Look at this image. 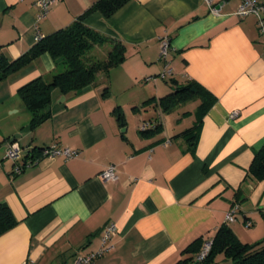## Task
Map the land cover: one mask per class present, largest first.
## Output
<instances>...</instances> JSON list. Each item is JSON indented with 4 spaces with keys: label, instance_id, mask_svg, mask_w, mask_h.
I'll return each instance as SVG.
<instances>
[{
    "label": "crops",
    "instance_id": "obj_1",
    "mask_svg": "<svg viewBox=\"0 0 264 264\" xmlns=\"http://www.w3.org/2000/svg\"><path fill=\"white\" fill-rule=\"evenodd\" d=\"M94 1L57 0L34 21L35 0H0V53L19 56ZM238 1L224 0L218 13L204 0H127L109 16L86 13L84 23L124 44V59L78 92L54 88L50 116L35 126L18 89L62 65L43 52L0 78V202L17 221L0 234V264H73L77 253L98 247L108 222L116 227L112 247L94 264H176L185 257L195 264L199 250L185 248L195 239L212 242L235 202L236 218L226 224L241 241L264 247V178L244 179L264 140V50L255 17L233 14ZM163 35L172 68L164 82L194 81L215 96L193 150L177 134L195 121L199 99L189 100L192 109L180 107L186 101L163 110L158 98L174 84L143 80L163 68ZM110 48V42L97 44L86 58L104 59ZM144 121L154 126L141 129ZM22 129L16 138L22 146L56 145L77 154L35 153L34 163L12 173L5 151ZM108 163L116 164L115 180L99 176ZM238 189L241 201H235ZM213 264L231 261L220 253Z\"/></svg>",
    "mask_w": 264,
    "mask_h": 264
},
{
    "label": "trees",
    "instance_id": "obj_2",
    "mask_svg": "<svg viewBox=\"0 0 264 264\" xmlns=\"http://www.w3.org/2000/svg\"><path fill=\"white\" fill-rule=\"evenodd\" d=\"M126 1L96 0L84 14L77 16L69 24L38 37L19 56L8 59L0 53V78H5L8 74L20 69L43 52L49 53L56 63L62 65V70L52 73L49 77L37 76L19 87V96L31 114V126L43 122L50 116V108L47 106L50 104L51 91L54 88L62 93L78 92L90 85L96 79L99 71L107 72L110 67L118 65L124 59V44L88 26L84 23L83 17L93 10H99L104 16H109ZM104 42L111 43V48L104 59L91 60L86 58L87 53L95 45ZM173 84L174 88L170 92L158 98L163 110H168L189 100L199 99L195 121L177 134L184 136L188 140L189 148L193 150L202 116L214 103L215 96L194 81L188 80L183 84H176L173 81ZM102 93L103 95L108 94L107 87L103 88ZM114 110L120 124L124 125L122 111L119 107ZM153 128L155 129L156 125ZM140 131L143 132L144 130L140 129ZM39 152L40 147H33L30 156L35 158L34 154ZM263 178L264 140L260 147L254 150L253 158L246 170L244 179L255 181ZM244 198L241 190H236L235 201H241ZM16 222L10 207L4 202H0V234L13 227ZM260 242L247 243L241 241L231 227L224 223L214 233L207 255L201 260H194V262L195 264H213L215 256L221 253L225 258L230 259L231 264H264V247H257ZM200 246L201 240L195 239L185 249L186 251L196 252ZM191 258L179 259L176 264H186Z\"/></svg>",
    "mask_w": 264,
    "mask_h": 264
},
{
    "label": "built area",
    "instance_id": "obj_3",
    "mask_svg": "<svg viewBox=\"0 0 264 264\" xmlns=\"http://www.w3.org/2000/svg\"><path fill=\"white\" fill-rule=\"evenodd\" d=\"M57 0H35V5L38 8V12L35 16L34 21H38L44 18L49 12L51 6ZM207 4L209 11L213 13H218L224 0H204ZM233 14L242 17L246 15H253L256 20V25L259 34L262 37L263 50H264V1L262 0H239L237 6L233 10ZM159 58L163 61V68L156 75H150L144 77V81L162 78L167 79L171 73L172 68L169 66V61L167 60V55L170 49L169 38L167 35H163L159 38ZM236 112L231 113L233 116ZM154 126L153 123L149 121H144L141 125V129H146L148 127ZM40 153L43 156L53 157L55 155H63L66 158L73 157L77 154V150L71 149L69 147H57L56 145H48L40 148ZM31 149L22 146L16 139L9 141L7 143L5 156L13 161L12 173L20 172L25 166L31 165L36 161V158H32ZM99 176L102 180H115L116 174V164L108 163L100 171ZM238 209V204L235 202L225 213L224 221L230 223L235 220L236 213ZM246 225H250L251 221L246 220ZM116 231L115 224L113 222H108L102 227L100 242L96 249L87 252H79L75 255L73 259V264H94V259L108 251L112 247V236ZM211 247V240L204 241L196 255V260L203 259ZM23 264H26L25 262Z\"/></svg>",
    "mask_w": 264,
    "mask_h": 264
},
{
    "label": "rangeland",
    "instance_id": "obj_4",
    "mask_svg": "<svg viewBox=\"0 0 264 264\" xmlns=\"http://www.w3.org/2000/svg\"><path fill=\"white\" fill-rule=\"evenodd\" d=\"M158 79V82H160V83H162V84H167V86H171L170 88H173L172 87V85L173 84H171V82L170 81H167V83L166 82H164V80L165 79H162V78H157ZM154 84V82H152V81H150L149 82V85H153ZM193 105H192V101H188V103L186 102V104H184V105H182L181 104V106L180 107H183L182 109H189V108H191ZM192 109V108H191ZM145 116H146V114H144Z\"/></svg>",
    "mask_w": 264,
    "mask_h": 264
},
{
    "label": "water",
    "instance_id": "obj_5",
    "mask_svg": "<svg viewBox=\"0 0 264 264\" xmlns=\"http://www.w3.org/2000/svg\"><path fill=\"white\" fill-rule=\"evenodd\" d=\"M63 98H64L63 95H61V99H63ZM47 107H49V105H48ZM23 130H24V129H22V130H20V131H18V132H16V133H14V134L10 137L9 140L12 141V140L18 138V137L20 136V134L23 132ZM123 130H124V127L121 129V131H123Z\"/></svg>",
    "mask_w": 264,
    "mask_h": 264
}]
</instances>
